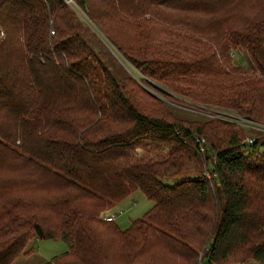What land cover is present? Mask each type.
Instances as JSON below:
<instances>
[{"label": "trees", "instance_id": "1", "mask_svg": "<svg viewBox=\"0 0 264 264\" xmlns=\"http://www.w3.org/2000/svg\"><path fill=\"white\" fill-rule=\"evenodd\" d=\"M74 1L0 0V264L60 238L43 264H264V132L174 99L264 125V0Z\"/></svg>", "mask_w": 264, "mask_h": 264}, {"label": "rangeland", "instance_id": "2", "mask_svg": "<svg viewBox=\"0 0 264 264\" xmlns=\"http://www.w3.org/2000/svg\"><path fill=\"white\" fill-rule=\"evenodd\" d=\"M65 1L71 6V8L72 7L75 8L76 6L75 1L74 2L73 0H65ZM76 9H79V8L77 7ZM77 13L81 15L82 17H84V15L79 13V11H77ZM232 58H233V61H232L233 65L237 67H241L243 69L254 70L253 72L256 73L257 68L254 66V64L250 60L247 51L239 48L237 51H235V55H232ZM123 61L125 63L121 62V66L123 68H128V63L125 61V59H123ZM130 73L132 74V76H134L138 80L140 84L143 85V82L141 80L142 78H145L144 75H140L136 71L132 70V67L130 68ZM158 88L166 91V88H164V86L158 85ZM149 89L152 90V92L155 93L160 98L161 97L162 99L166 98L165 97L166 95L164 96L163 94L165 91L162 93L154 89L153 87H150ZM166 93L168 94L167 91ZM166 99H169V98H166ZM174 99L175 100L178 99L179 102H188V107L186 106L187 107L186 108V107H181L182 105L185 106V104L175 105L173 102L166 100L168 101L169 104H174L175 106H178L179 108L185 109L184 111H186L185 113H188V115L198 117L197 115H206L204 113H206L207 111L213 112L212 110H209L208 105L199 106L198 104H195L196 102L194 103L193 101L187 100L186 98L180 95H177L175 93H174ZM225 110L215 109V113L218 114L220 112L219 114L220 116H224V115L229 116V115L234 114L233 112L225 111ZM179 112L181 114L183 113V111L181 110H179ZM242 125L245 128H247L248 126L247 124H242ZM166 151H168L167 147H162L161 149L156 150V152L161 155L165 154L164 152ZM135 152L140 154L143 152V149L137 148ZM152 205H153L152 202L147 200L139 191L134 192L132 195H130L128 198L124 199L121 203L117 204L114 207L113 212H117V211L123 212V214L120 215L115 220V224L122 230L129 229L131 226V223L137 219H142L146 215V213L152 208ZM31 245L34 248V251L29 255L19 256L14 261V264H43L48 261H52L57 256L63 255L68 250V244L61 238L57 240H37L35 239L33 240V242H31ZM204 251H205L204 248L201 249L200 255L204 254ZM199 261H200V256H199ZM230 264H240V263L232 262Z\"/></svg>", "mask_w": 264, "mask_h": 264}, {"label": "built area", "instance_id": "3", "mask_svg": "<svg viewBox=\"0 0 264 264\" xmlns=\"http://www.w3.org/2000/svg\"><path fill=\"white\" fill-rule=\"evenodd\" d=\"M53 32V31H52ZM209 110H212L213 112H210V111H207L206 113L204 114H208L210 116H214V117H218L222 120H225V121H229V122H234V123H237V124H240L241 126H243L242 124H247V128H255L257 130H261L264 132V125L263 124H260V123H255L253 121H250V120H247V119H237L235 116L236 115H224V116H220V112L218 114L215 113V109L213 108H209ZM246 140L249 142V143H252L254 140L252 138H246ZM197 143V153L200 154V155H204L205 152H206V145H205V139L203 138H197L196 141ZM203 175L206 179L208 180H211V178L213 177L212 173L206 168L203 172ZM122 214V211H117V212H113V211H109L105 216H104V220L105 221H108V222H113L115 221L119 215ZM200 264H205L202 262V254L200 255ZM241 264H245V263H241Z\"/></svg>", "mask_w": 264, "mask_h": 264}]
</instances>
